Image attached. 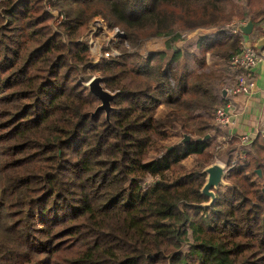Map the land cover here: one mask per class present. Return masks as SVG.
<instances>
[{
  "label": "trees",
  "instance_id": "1",
  "mask_svg": "<svg viewBox=\"0 0 264 264\" xmlns=\"http://www.w3.org/2000/svg\"><path fill=\"white\" fill-rule=\"evenodd\" d=\"M262 13L264 0H0V264H264V131L197 205L205 174L182 161H212L204 137L229 135L213 120L229 95L207 86L203 56L173 68L198 28L215 29L198 51L236 67L244 35L226 24ZM97 17L123 34L93 60ZM155 37L168 59L125 47ZM94 74L114 93L108 117L92 113ZM174 122L194 137L150 156Z\"/></svg>",
  "mask_w": 264,
  "mask_h": 264
},
{
  "label": "rangeland",
  "instance_id": "2",
  "mask_svg": "<svg viewBox=\"0 0 264 264\" xmlns=\"http://www.w3.org/2000/svg\"><path fill=\"white\" fill-rule=\"evenodd\" d=\"M264 13H262L263 15ZM256 16V15H255ZM260 18L259 16H256V19ZM95 20H101L100 18H95ZM239 21H234V23H238ZM94 25V22L92 26ZM105 25V24H104ZM96 27V26H95ZM93 27L92 32L87 35L88 39H91L96 47L93 48V52L96 54L98 51V48L100 47L101 50H104L110 45V42L115 43L118 37L120 36V32H115L114 30H108L107 28H101L96 27L94 29ZM215 31L214 28H198L193 31H183L181 39L176 41L175 46H177L180 49L181 55L176 63H173V68H177L178 72H180L185 65H188L189 68L193 69L194 67H197L196 60L200 58L201 56L205 57L207 66H202V69H199L198 72H208L210 70V77L208 80H206L205 83H207V86L210 89H213V91L217 94H220L221 90H225L226 88H231L237 78V75L239 74V68L229 66L228 63L223 62V60L212 57L209 52H200L197 49L196 41L197 37L201 34H211ZM115 32V33H114ZM114 33V35H113ZM118 33V34H117ZM111 40V41H110ZM111 43V44H112ZM93 45V44H92ZM91 45V46H92ZM111 46V45H110ZM127 46V47H126ZM126 48H128L131 51H137L140 54H145L147 51L150 50H164L166 52V59H168L171 54L172 50L170 48H166L164 46V38L162 37H155L150 38L144 42H142L138 46H132L125 45ZM109 48V47H108ZM109 51H117L119 52V49L116 47L111 46ZM114 53V54H116ZM99 75V74H94ZM87 76L85 83L92 77ZM213 120H214V114H213ZM215 122V120H214ZM216 123V122H215ZM264 129V126H261L260 129L257 131H261ZM169 130V137L164 140H160L157 142V147H155L151 152L150 156L156 155L159 152L162 151L166 146L173 145L181 138H183L184 134H188L191 137H194L190 133H183L181 136L179 124L174 122L168 126ZM256 132V134H257ZM208 137L210 136V146L209 151L212 154V161L210 163H207L205 165V157L201 155H188L185 157L182 161L185 170H201L203 172V169L208 166L211 163L219 162L225 167V171L227 172L229 165L227 163V159L231 154L229 151L233 152L232 156L234 157L236 154H241V150L244 147L250 148L251 140L254 138V134H250L251 137L249 141L243 142L239 137H229L225 134V132L221 129V131L211 130V132L207 133ZM249 134V133H248ZM246 143V145L243 144ZM235 159V158H234ZM234 160L232 161V163ZM260 170V169H259ZM257 171V170H256ZM204 180L206 178V173L204 172ZM221 185H230L229 181L226 180L224 177V182Z\"/></svg>",
  "mask_w": 264,
  "mask_h": 264
},
{
  "label": "crops",
  "instance_id": "3",
  "mask_svg": "<svg viewBox=\"0 0 264 264\" xmlns=\"http://www.w3.org/2000/svg\"><path fill=\"white\" fill-rule=\"evenodd\" d=\"M261 37H264V14L253 22L251 33L244 35L243 39L254 46ZM260 56L261 59L253 69L254 89L250 93L228 94L227 110L234 114L232 122L226 125L229 137H239L242 133L255 135L264 126V45Z\"/></svg>",
  "mask_w": 264,
  "mask_h": 264
},
{
  "label": "built area",
  "instance_id": "4",
  "mask_svg": "<svg viewBox=\"0 0 264 264\" xmlns=\"http://www.w3.org/2000/svg\"><path fill=\"white\" fill-rule=\"evenodd\" d=\"M239 23H244V22L226 24V28H229L233 32H238L236 26ZM95 26L101 27V28L102 27L106 28V26L104 25V23L101 20H95L93 27H95ZM96 27L94 29H96ZM114 29H115V32L116 31L118 33L120 32L117 28H114ZM114 29H112V30H114ZM114 33H113V35H114ZM88 41L90 43V52H91L93 60H97L102 55L103 56H109V55L117 52V51H109V50L103 51L99 47L97 53L95 54L93 52V48L96 47L95 43L91 39H88ZM260 59H261V56L256 51L254 46L245 42V40L242 38L240 51L238 53L233 54L231 57V63L234 66L238 67L240 69V72L237 75L235 84L231 88H226L225 92L227 94H231V95L237 94V93H250L255 87V77H254L253 69L256 66V64L259 62ZM227 105L226 106H217L214 110L215 122H217L223 126L229 125L232 122L233 115H234L233 112L227 110ZM261 131H264V129H262ZM250 137H251V135L248 133H242L240 135V138L243 142L249 141Z\"/></svg>",
  "mask_w": 264,
  "mask_h": 264
},
{
  "label": "water",
  "instance_id": "5",
  "mask_svg": "<svg viewBox=\"0 0 264 264\" xmlns=\"http://www.w3.org/2000/svg\"><path fill=\"white\" fill-rule=\"evenodd\" d=\"M253 27L252 19H248L244 23L237 24L236 28L238 32H241L243 35H248L251 33ZM123 33L120 32V35ZM264 45V37L259 38L254 44V48L260 54L262 46ZM89 87V90L94 93V95L100 100V103L96 106L93 114L98 110H104L106 116L108 117L109 111L111 109V100L114 96V93L104 88L102 85V76L101 75H93L86 83ZM225 93V90H223ZM208 137V134L205 135L204 138ZM190 139L188 134H184L183 138L178 141V143H182ZM203 172L206 173V178L200 188L202 194H204L208 200L198 203L199 206H210L215 200V192L214 188H217L220 184L224 182V177L226 174L225 167L219 163L214 162L209 164L203 169ZM258 174L260 175V170L257 169Z\"/></svg>",
  "mask_w": 264,
  "mask_h": 264
}]
</instances>
